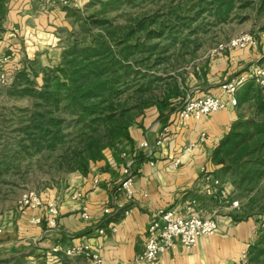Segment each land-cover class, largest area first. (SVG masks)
<instances>
[{
    "label": "crops",
    "instance_id": "0c3cea01",
    "mask_svg": "<svg viewBox=\"0 0 264 264\" xmlns=\"http://www.w3.org/2000/svg\"><path fill=\"white\" fill-rule=\"evenodd\" d=\"M51 3L53 0H10L2 21L0 58L2 54L11 58L4 65L0 60V68L14 74L22 70L34 74L33 69L36 74H43L50 68L60 47L57 31L64 27L61 25L65 18ZM261 35L244 49L217 53L201 80L204 86L198 87L202 91L193 97H224L219 89L221 82L243 72L250 64L264 65ZM238 117L235 107L228 106L204 120L191 118L180 125L175 121V111L149 109L130 127L131 143L123 142L117 151L107 150L103 159L91 163L87 174L69 173L63 183L38 192L44 200L57 199V229L47 228L44 222L31 223L34 217L43 215V208H19L2 222L0 252L20 255L33 251L38 258L54 262L60 256L52 250L54 246L87 244L106 264H143L134 259L144 248L155 212L177 208L181 213L199 211L204 216L215 212L218 230L200 237L193 248L177 244L163 253L156 264H239L241 254L252 244L254 226L251 220L236 223L233 215L225 214L224 209L230 208L220 197L206 196L201 174V169L206 168L218 176L223 165L212 161L213 152ZM164 127L168 129L166 139L157 145ZM202 132L206 134L204 141L199 139ZM144 141L146 147L141 146ZM190 142L196 145L187 151ZM177 158L180 162L174 165ZM126 166H131L133 172L130 200L118 189ZM95 175L99 176V183L93 186ZM221 180L228 192H235L232 184ZM73 192L81 193V197L73 199ZM83 212L88 218L83 217ZM72 264L91 263L82 255L72 257Z\"/></svg>",
    "mask_w": 264,
    "mask_h": 264
},
{
    "label": "trees",
    "instance_id": "16d2710c",
    "mask_svg": "<svg viewBox=\"0 0 264 264\" xmlns=\"http://www.w3.org/2000/svg\"><path fill=\"white\" fill-rule=\"evenodd\" d=\"M6 2L0 0V31ZM183 7L182 1L174 4L171 0L151 14L128 17L124 23L93 19L99 31L86 44L80 45V39H74L72 47L63 52L60 65L52 72L43 71L41 84L35 80L38 74L34 69L31 77L24 70L17 72L6 88L8 94L28 95L31 104L28 121L17 130L21 137L15 142L16 149L59 150L55 160L58 169L87 174L91 163L104 158L106 148L115 151L123 142L131 143L129 129L146 109L154 106L159 112H172L186 100V80L149 71L167 65L170 60V56L164 55L168 46L159 47L157 38L178 28H192L206 18L214 24L229 22L240 16L243 9L264 12V0H189L185 14ZM203 28L199 24L193 31ZM186 41L181 42L182 48L190 45ZM151 56H154L153 64H150ZM139 63L143 71L135 68ZM236 97L239 110L248 103L250 117L239 116L231 125L213 152L215 164L236 163L247 155L251 146L256 147L264 139L261 87L249 80ZM68 117L73 124L71 130L66 129ZM241 128L245 129L240 131ZM249 215L243 212L233 217L243 220ZM263 256L264 236L247 250V257L258 264Z\"/></svg>",
    "mask_w": 264,
    "mask_h": 264
},
{
    "label": "rangeland",
    "instance_id": "374dc122",
    "mask_svg": "<svg viewBox=\"0 0 264 264\" xmlns=\"http://www.w3.org/2000/svg\"><path fill=\"white\" fill-rule=\"evenodd\" d=\"M170 1L53 0L51 4L62 11L65 24L63 21L61 26L64 27L57 31V36L60 38V47L52 57L53 62L48 71L52 72L60 65L63 52L72 47L74 39L79 38L80 45L91 41L94 34L99 31L97 25L92 23L93 19L106 18L117 23H124L128 17H141L142 14H151ZM172 1L174 4L182 1L184 5L182 14H185L186 8L189 6V0ZM36 3L40 7L39 1ZM8 4L10 5V0L5 3L6 8L9 7ZM239 15L229 22L220 24L209 22L207 21L209 18H206L201 20L202 23L199 21L195 23L204 25V28L198 31H193V28L197 26L193 24L194 27L192 28L182 27L178 28L176 32L165 33L160 36L156 39L159 40L158 46H168L164 55L170 56V60L169 63H166L167 65L161 64L149 71L162 77L174 76L178 81L182 78L186 80V98L201 92L202 90L198 87L204 86L201 82L203 72L208 71V64L216 55L214 49L219 44L225 43L233 36L243 32L251 33L255 39L262 36L264 12L258 13L257 10L249 8L241 10ZM3 34L4 30H1L0 35ZM173 38L175 41L172 40ZM194 38H197V40ZM183 40L190 42L187 48H182L181 42ZM191 40L195 41L191 42ZM10 58L7 54H2L0 60L4 65ZM153 62L154 56H151L150 64H153ZM172 64L174 65L171 66ZM259 65L264 66L263 64ZM135 68L141 71L144 70L143 65L140 63L135 64ZM15 75L13 72L8 73L4 68H0V173H2L0 177V229H3L2 222L4 219L12 213L16 214V211L19 210V200L25 191L42 192L48 188L56 187L63 183L66 175L72 173L57 168L55 160L59 150L31 149L25 151L16 149L15 142L21 137L17 130L28 121L31 98L28 95L13 96L8 94L6 88L12 83ZM29 75L31 77V74ZM43 76L45 75L38 74L35 78L38 84L43 82ZM261 90L264 95V88H261ZM237 106L238 104L235 109L238 116L250 117L248 103H244L240 110ZM153 107H149L146 111ZM70 120L71 117H68L66 121L67 130H71V127H73ZM244 129L241 128L240 131ZM66 148L67 145L64 147V151ZM107 150L111 149L106 148L104 153ZM12 164H15V166L13 167ZM218 176L232 184L235 192L231 193V196L239 201L237 209H224L227 210L225 214L234 216L235 214L241 215L243 212H249L250 215L246 216L245 219L236 220L234 217L233 220L236 223L251 220L254 226L251 243H254L264 236V139L257 143L256 147L251 146L243 159L241 158L231 165H224L218 172ZM247 250L244 252L246 257H241L239 263L258 264V262L256 263L250 257H247ZM32 252L20 255H8L0 252V260H3L0 264H72V258L59 256L57 260L51 262L38 258ZM15 256H19V258L15 259ZM259 264H264V256L261 257Z\"/></svg>",
    "mask_w": 264,
    "mask_h": 264
},
{
    "label": "built area",
    "instance_id": "2783aa9c",
    "mask_svg": "<svg viewBox=\"0 0 264 264\" xmlns=\"http://www.w3.org/2000/svg\"><path fill=\"white\" fill-rule=\"evenodd\" d=\"M262 33L264 35V31ZM254 43V36L249 32H243L233 36L227 42L219 44L214 49V52L217 54L225 50L244 49ZM249 80H253L256 85L264 88V66L252 64L243 70V72L221 82L219 89L224 97L212 94L199 97L188 96L183 104L175 110V121L180 125H183L191 118L201 121L228 106L235 107L238 104L237 92ZM167 131V127H164L156 141L157 145L165 141ZM199 137L200 141H204L206 134L202 132ZM195 145L196 142H190L185 150H191ZM141 146L146 147V141L142 142ZM179 162L180 158H177L174 165L179 164ZM132 173L131 166H126L123 169L124 179L118 186V189L123 190L129 200L133 198L131 190ZM201 174L203 191L206 196L220 197L224 205L230 209H237L239 207V201L231 196V193L228 192L218 176H215L213 172L208 171L206 168L201 169ZM98 183L99 176H93V186H96ZM71 197L79 199L81 193L73 192ZM19 208H43V215L34 217L31 223L40 224L44 222L49 229H57L59 226V205L56 198L44 200L37 191L27 190L19 200ZM104 211L109 212V208H105ZM83 217L88 218L87 213L83 212ZM218 224L215 212L209 216H204L199 211L189 210L187 213H181L177 208L158 209L148 225L144 248L135 257L134 261L143 264H156L163 253L173 249L177 244L185 249L193 248L200 237L215 233L218 230ZM99 231L103 233V230L100 229ZM52 250L60 256L72 258L74 256L85 255L89 258L91 264H106L103 258L87 244L71 245L66 248L62 245H57ZM241 257H246L244 252Z\"/></svg>",
    "mask_w": 264,
    "mask_h": 264
}]
</instances>
